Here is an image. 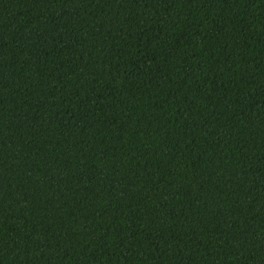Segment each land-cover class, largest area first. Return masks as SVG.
Masks as SVG:
<instances>
[{
	"label": "trees",
	"instance_id": "16d2710c",
	"mask_svg": "<svg viewBox=\"0 0 264 264\" xmlns=\"http://www.w3.org/2000/svg\"><path fill=\"white\" fill-rule=\"evenodd\" d=\"M0 264H264V0H0Z\"/></svg>",
	"mask_w": 264,
	"mask_h": 264
}]
</instances>
